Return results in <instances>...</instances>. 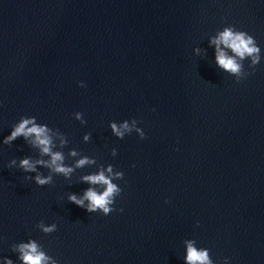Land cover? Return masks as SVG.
<instances>
[{"label":"water","instance_id":"95a60500","mask_svg":"<svg viewBox=\"0 0 264 264\" xmlns=\"http://www.w3.org/2000/svg\"><path fill=\"white\" fill-rule=\"evenodd\" d=\"M230 25L261 50L239 81L209 44ZM21 116L51 129L65 164L95 162L49 185L25 179L35 173L8 162L37 150L2 143ZM132 119L144 139L111 133ZM109 165L122 212L68 202ZM29 239L57 264H184L186 239L213 264H264V0H0V264H19L12 246Z\"/></svg>","mask_w":264,"mask_h":264},{"label":"clouds","instance_id":"9594fccd","mask_svg":"<svg viewBox=\"0 0 264 264\" xmlns=\"http://www.w3.org/2000/svg\"><path fill=\"white\" fill-rule=\"evenodd\" d=\"M209 44L215 47V63L223 71L235 75L238 81L242 77V61L246 58H251V64L257 65L260 60V48L257 45L253 36L245 31L236 30L233 26L224 27L214 37H211ZM225 49L231 51L228 54ZM197 53L199 49L195 50ZM254 71V70H253ZM250 74V73H249ZM80 87H84L83 82H78ZM74 118L83 125L86 121L83 119V114L80 112L74 113ZM138 121L135 119L125 120L120 123L109 122L111 133L123 139L125 135L135 131L140 139L145 138L144 132L137 127ZM60 135V147L63 148L68 144V139L65 134ZM90 133L83 136V141L90 140ZM23 138L25 142L32 148L37 150L38 158L30 156L17 159H12L8 162L7 167H16L25 173H35L34 176L25 177L32 179L37 186L49 185L53 182V175L62 176L66 180L70 179L71 174L76 170L83 168L85 165L93 164L95 161L89 159L88 156H81L75 161L74 165L65 164V155L63 151L54 150L56 144L53 140L51 129L44 124H38L35 117L21 116L19 121L12 125L10 134L2 140L4 145L11 146L17 138ZM111 154L116 155V150L112 149ZM79 152L72 149L68 152V156L75 157ZM44 157H47L45 159ZM38 166L49 170L48 175L38 171ZM134 166V165H133ZM80 182L89 185L83 190L81 195L69 193L67 195L68 202L85 209L88 213L99 211L102 215L107 216L113 211H123V209H114L113 204L115 198L121 194L122 189L113 183L114 179H123L121 171L113 172V166L109 165L106 169H100L95 173L80 176ZM102 187V191L97 190ZM167 203V201H165ZM199 222H197L198 226ZM41 232L50 234L56 231L55 223L45 225L43 221L37 224ZM185 255L184 264H213L207 248H197L196 242L192 239L184 240ZM12 251L17 253L19 264H57V261L51 256L46 255L41 250V245L33 239H29L27 243L20 242L12 246ZM3 264H14L13 260L8 257H3ZM223 264H228L227 258H224Z\"/></svg>","mask_w":264,"mask_h":264}]
</instances>
